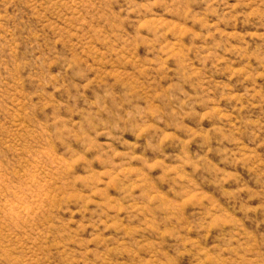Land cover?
Wrapping results in <instances>:
<instances>
[{
	"label": "rangeland",
	"instance_id": "obj_1",
	"mask_svg": "<svg viewBox=\"0 0 264 264\" xmlns=\"http://www.w3.org/2000/svg\"><path fill=\"white\" fill-rule=\"evenodd\" d=\"M0 264H264V0H0Z\"/></svg>",
	"mask_w": 264,
	"mask_h": 264
}]
</instances>
